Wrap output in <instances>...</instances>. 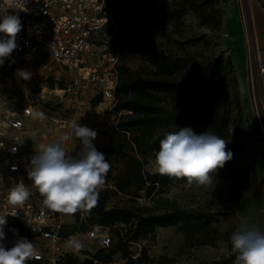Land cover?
<instances>
[{
    "label": "rangeland",
    "instance_id": "rangeland-1",
    "mask_svg": "<svg viewBox=\"0 0 264 264\" xmlns=\"http://www.w3.org/2000/svg\"><path fill=\"white\" fill-rule=\"evenodd\" d=\"M170 2L171 0L133 2L129 6L131 20L165 54L174 57L188 56L195 61L210 54L223 55L224 60L229 63L230 74L226 100L219 103V106L227 110L229 120L227 132L221 138L229 141L228 145L235 149V154L228 166L218 170L213 186L207 190L196 186L188 187L182 181L170 188L155 189L147 196V184L138 191L139 196L135 197L118 191L114 185L126 182L124 155L103 153L111 165L106 175L108 186L113 190L106 203L108 209L138 206L155 212L168 200L181 208L207 210L214 217L212 230L189 236L176 227L168 226L156 227L151 233L134 237L131 222L119 223L109 227L111 243L105 251L111 253L114 260H121L118 245L119 239L123 238L126 248L138 260V264H233L235 256L231 252L229 237L239 224L255 223L264 230L261 224L264 223V97L254 52V49L257 50L264 61V27L255 25L256 15L264 14V0H215L214 8L219 20L217 28L207 25L189 10H185L180 21L170 20L165 23L163 13ZM200 35L208 43L200 41L184 47L178 43L186 37ZM120 51V63L128 71L154 69L147 58L128 45L122 43ZM11 57L0 66V100L17 106L26 102L27 98L35 99L36 95L31 89L27 91V97L20 93L23 80L15 72L17 69H28L33 77L35 67L30 63L24 64L23 61L16 65ZM9 67L10 70L7 69ZM162 103L174 106L169 98H165ZM84 109L85 117L99 124L101 129L109 126L114 118V114L107 112L103 104L93 107L85 102ZM50 127L51 124L40 122L32 131L48 134ZM154 158L153 151L142 158L143 170L157 173ZM133 188L134 185H131V190ZM74 222L75 219L69 220L71 224ZM76 226L78 227V223ZM72 236H76L84 246L77 251L66 244L63 247L65 253L84 258L99 250L96 240L87 238L86 230L73 232Z\"/></svg>",
    "mask_w": 264,
    "mask_h": 264
},
{
    "label": "built area",
    "instance_id": "built-area-1",
    "mask_svg": "<svg viewBox=\"0 0 264 264\" xmlns=\"http://www.w3.org/2000/svg\"><path fill=\"white\" fill-rule=\"evenodd\" d=\"M108 4L109 0H27L28 11L18 13L22 29L11 58L16 65L23 61L35 67V76L22 81L20 92L27 97L31 89L36 98H27L17 106L0 100V214L11 213L7 204L9 189L22 182L31 195L17 210L16 217H7L3 244L11 248L20 237L32 241L40 259L26 264H62L63 247L72 237L62 232L76 214L79 220L84 218L82 211L66 215L43 206V197L27 174L36 149L70 132L73 122L96 131L97 137L92 143L100 145L104 129L84 115L85 102L91 106L96 96L100 97L98 104L114 114L109 125H115L122 113L115 109L119 99L117 66L120 58ZM3 38L5 34L0 33V39ZM255 59L264 93V62L258 52ZM33 112H43L45 118H33ZM40 122L51 124L48 134L32 131ZM64 147L70 155L81 151L82 146L73 137ZM86 236L95 239L98 248H107L111 243L108 228L98 225L90 226Z\"/></svg>",
    "mask_w": 264,
    "mask_h": 264
},
{
    "label": "trees",
    "instance_id": "trees-1",
    "mask_svg": "<svg viewBox=\"0 0 264 264\" xmlns=\"http://www.w3.org/2000/svg\"><path fill=\"white\" fill-rule=\"evenodd\" d=\"M142 1L147 0H109L107 7L111 9L115 23L119 58L123 43L130 49L140 52L154 66V69L128 71L119 60L117 66L119 99L115 109L122 113L115 125L111 124L103 130L105 143L95 146L102 153L124 155L126 182H117L114 185L118 191L135 197L139 196L138 191L147 184L145 192L148 196L155 189L170 188L184 181L174 180L158 172L150 173L143 170L142 158L152 151H158L160 140L169 132H179L181 129L190 128L196 134L209 130L223 137L227 132L229 120L227 110L219 106V103L226 100V86L230 74L229 63L224 60L222 54L206 55L200 61H195L188 56L174 57L171 54H165L150 36L136 28L131 20L129 6L133 2ZM214 4L215 0H171L169 7L164 10L163 21L178 22L185 10H189L207 25L217 28L219 20ZM108 30L111 31V28L109 27ZM202 39L203 35L189 36L179 40L178 43L182 47L195 45L200 41L208 43L207 40ZM113 44L112 39L111 45ZM165 98H169L174 106L164 105L162 101ZM99 101L100 97L96 96L91 100V105L96 106ZM228 149L234 156L235 149L230 145ZM78 152L80 151H75L70 156H75ZM107 181L106 176L105 185L99 191L96 205L90 210H82L84 218L79 222L76 214L75 222L67 224L65 231L62 232L63 235L82 232L93 225L109 229L116 224L129 222L134 226V237L151 233L156 227L173 226L188 236L213 229L211 224L214 217L211 212L200 208H181L169 203L168 200H165L161 209L155 212L138 206L108 209L106 203L113 190L110 189ZM131 185H134L133 190ZM122 239H119L118 245V250L122 254L121 260H114L112 254L105 251L106 248H99L97 252L84 258L65 253L61 263L138 264V260L132 256Z\"/></svg>",
    "mask_w": 264,
    "mask_h": 264
},
{
    "label": "clouds",
    "instance_id": "clouds-1",
    "mask_svg": "<svg viewBox=\"0 0 264 264\" xmlns=\"http://www.w3.org/2000/svg\"><path fill=\"white\" fill-rule=\"evenodd\" d=\"M26 4L27 0L0 2V33L6 37L0 39V66L18 47L16 38L22 29L18 13L28 11ZM15 75L28 81L32 72L17 69ZM32 116L45 118L43 112H33ZM70 129V132L61 134L57 141L39 145L31 158L27 174L32 186L43 197L45 208L56 213L75 215L78 211L90 210L96 205L111 165L92 143L97 137L96 131L80 126L77 122H73ZM73 137L80 141L82 147L75 156H70L64 144ZM228 143L209 130L200 134L190 128L169 132L160 140L159 150L155 152V170L174 180H184L188 187L207 190L213 186L218 170L233 158ZM30 195L22 182L9 189L7 204L12 211L10 214H0V264H26L29 260L40 259L34 243L25 237L16 240L11 248H5L3 244L7 217H16L17 210L24 206ZM229 242L235 256L233 264H264V230L258 224L240 223L231 233ZM68 245L77 251L84 246L76 236L69 238Z\"/></svg>",
    "mask_w": 264,
    "mask_h": 264
},
{
    "label": "crops",
    "instance_id": "crops-1",
    "mask_svg": "<svg viewBox=\"0 0 264 264\" xmlns=\"http://www.w3.org/2000/svg\"><path fill=\"white\" fill-rule=\"evenodd\" d=\"M255 25H257V27H259V28H263L264 27V14L259 13V14L256 15ZM262 39H264V35L262 36ZM100 143L101 144L105 143V138L104 137L100 140ZM261 224H262V226H264L263 222H261Z\"/></svg>",
    "mask_w": 264,
    "mask_h": 264
},
{
    "label": "water",
    "instance_id": "water-1",
    "mask_svg": "<svg viewBox=\"0 0 264 264\" xmlns=\"http://www.w3.org/2000/svg\"><path fill=\"white\" fill-rule=\"evenodd\" d=\"M252 43H254V42H252ZM254 52H255V56H257V51L255 49H254ZM261 91H262V89H261ZM262 94H263V97H264V93L263 92H262Z\"/></svg>",
    "mask_w": 264,
    "mask_h": 264
},
{
    "label": "bare ground",
    "instance_id": "bare-ground-1",
    "mask_svg": "<svg viewBox=\"0 0 264 264\" xmlns=\"http://www.w3.org/2000/svg\"><path fill=\"white\" fill-rule=\"evenodd\" d=\"M251 9V8H250ZM257 51V50H256Z\"/></svg>",
    "mask_w": 264,
    "mask_h": 264
}]
</instances>
